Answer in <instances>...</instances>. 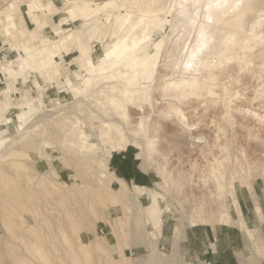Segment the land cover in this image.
I'll use <instances>...</instances> for the list:
<instances>
[{
	"label": "rangeland",
	"instance_id": "obj_1",
	"mask_svg": "<svg viewBox=\"0 0 264 264\" xmlns=\"http://www.w3.org/2000/svg\"><path fill=\"white\" fill-rule=\"evenodd\" d=\"M108 1L0 0V99L10 88L14 104L0 127V264H154L161 257L162 264H191L185 240L213 239L215 228L223 227L218 223L242 233L240 264H260L264 0H121L102 9ZM80 5L91 18L69 19V10ZM120 11L133 21L144 16L152 39L114 59L118 67L109 61L92 69L72 43L58 58L63 77L2 72L12 61L16 66L26 46H39L41 35L55 41L65 32L79 34L83 25L106 36L116 32ZM57 27L64 32L55 36ZM104 38L88 44L95 57ZM155 42H161V56L147 80L127 58L144 55ZM123 80L149 97L121 101L112 86ZM27 96L32 111L24 115L18 105ZM142 116H149L140 136L147 172L134 160L141 150L133 141L113 153L119 158L116 167L110 158V172L143 178L127 181L130 199L108 204L105 197L120 198L119 184L105 183L97 196L95 166L76 177L72 162L81 154L66 129L85 131L100 156V148L109 150L116 133ZM62 117L68 126L55 133L52 123ZM134 186L153 188L136 192ZM177 233L184 234L179 248Z\"/></svg>",
	"mask_w": 264,
	"mask_h": 264
},
{
	"label": "bare ground",
	"instance_id": "obj_2",
	"mask_svg": "<svg viewBox=\"0 0 264 264\" xmlns=\"http://www.w3.org/2000/svg\"><path fill=\"white\" fill-rule=\"evenodd\" d=\"M119 1L121 0H112L105 2L101 4V8L102 9L111 8L114 5H117ZM101 8H99V10H101ZM121 11L118 12L116 19L118 20L116 24L117 27L116 32L113 31L109 33L108 36H106V34L104 35L103 33L104 30H101L97 26H94L92 28H88V27L86 28L83 25V27L80 28L81 30L79 34L75 35L73 33L68 34V32H65L67 33L65 38H59L55 41H53L48 36L41 35L39 36V42H40L39 46L37 45L32 47L26 46L25 53L22 56V58L18 59V61L16 62L17 63L16 66L13 67L15 62L12 61L13 65L2 67L1 68L2 72L8 74L9 76L14 75L16 73L20 77H24V74L27 71L31 73H37L40 76L44 72L46 74H49L50 79H55L56 77H63L61 67L58 66V58L60 54L63 53L62 52L63 50L64 51L68 50V46L72 43H77V50L81 54V60L87 61V64L90 65L92 69H97L100 65H102L103 63H107L109 61L112 62L114 66L118 67L119 62L118 60L114 62L113 61L114 59H118L120 56H122L124 51L141 47L143 44H145V42L152 39L150 23L144 16L138 21H133L132 15L130 13L128 12L122 13ZM68 13L69 14L67 16H69V19L74 17H81L83 18L84 22L86 20H89L91 18L90 16L93 14V12L87 9L84 5H80L78 7H72ZM158 26L159 24L155 25L154 29H157ZM54 32H55L54 35L58 36L61 35L64 31L60 27H57V29H55ZM5 35L8 36L6 32ZM100 36L105 37L104 41L102 42V52L98 57H95L93 55L92 48H90L88 44L91 42V40L100 38ZM161 50H162L161 42H155L153 48L149 52L145 53L144 55H138L136 53L130 52L127 60L130 61L131 68L140 69L142 71V75H144L143 77L149 80L153 78L154 74L157 71L159 59L161 56ZM119 82H122L123 86L115 85L112 86V88L114 92H118L121 101L136 103L146 100L149 97V95L143 91V88L130 87L128 84L130 80L129 81L123 80ZM62 86H66V83L63 82ZM72 90L73 92H76L78 94L80 89L73 88ZM9 94H10V88L6 90L4 94H2L1 96L2 98L0 99V127L3 126L8 121L6 119V112L14 106V104L12 103V98ZM18 109H21L24 115L29 114L30 111H32V102L29 100L28 96L24 98L23 103H20L18 105ZM48 112L51 111L50 110L45 111V113ZM123 114L126 115L125 112ZM33 118L34 117H31L28 121H33L34 120ZM66 120H67L66 117L65 118L62 117L55 120L52 123L55 133L63 130L65 131L66 126H68V121ZM148 122H149V116H142L137 125H131V126L129 125L127 130H125V128L122 126L124 131H118L116 135L110 140L108 146L109 150H105V147L101 146L102 148H100L101 149L100 156L99 155L95 156L94 153L92 152L94 148V144L92 140L88 138L85 131H73L71 128L69 129L70 133H68V129H66L67 131L65 135L69 137L70 143L72 142L73 146H76L72 149L75 150V148H77L76 149L77 152L81 154V158L79 159L76 158L72 162L76 177L81 178L84 172L90 171L92 169L91 167L95 166L96 169L95 175L97 178V184L95 185L96 191L95 190L94 191L97 193V196L98 195L101 196V194L103 193L105 183L109 182V184H111L112 182V178L108 169L109 159L111 155L114 152L123 151L129 145V143L133 141V145L136 146L137 149L141 150V153L138 155L139 157H141L143 148L145 146V142L140 136L147 132ZM102 136H104V134ZM126 189H127L126 186L121 188V194L118 200L115 198H106V197L104 199L108 204H116L119 201H126L130 199V196L128 195ZM135 190L136 192H140L141 188L136 187ZM134 198H139V197L135 196ZM183 239H184L183 233L180 234L177 233L175 235L174 241L176 243L177 248H179ZM33 254L36 255V253ZM163 260L164 259L161 257L157 261H155L154 264H162Z\"/></svg>",
	"mask_w": 264,
	"mask_h": 264
},
{
	"label": "crops",
	"instance_id": "obj_3",
	"mask_svg": "<svg viewBox=\"0 0 264 264\" xmlns=\"http://www.w3.org/2000/svg\"><path fill=\"white\" fill-rule=\"evenodd\" d=\"M66 83V82H65ZM136 148V147H135ZM124 149L123 151H126ZM121 152V151H117ZM115 153V152H114ZM141 152H137L136 156L134 157V160H140L141 164L140 167L144 172H147V160L148 159H142L143 157H139L138 155ZM112 156V155H111ZM143 156V153H142ZM111 159V164L113 167L117 166V158H119L117 155H114ZM110 164V159H109ZM108 164V168H109ZM117 175L115 176L112 172L109 173L112 178V183H117L120 186V189L124 186L128 187L126 184L127 181H134V182H141L138 181L137 178H143L142 175L138 174L134 176H130L128 174H125L123 172V169L117 170ZM143 171L140 170L141 174L146 175ZM159 176V175H158ZM160 177V176H159ZM134 179V180H132ZM158 183H156L157 185ZM141 188V189H152L153 187H142V186H134V188ZM219 225L223 226L220 229L215 228L214 230V237L213 239L210 238H202L198 237L196 235H193V237L188 238L185 240V248L188 251V256L191 259V264H240V258H238L237 254L239 251L238 249L245 245V239L240 232V230L235 231L231 230L232 227H227L222 225L221 223H218ZM227 228V229H224ZM163 228V226H162ZM162 234V232H161ZM258 263L264 264V257L261 259H257Z\"/></svg>",
	"mask_w": 264,
	"mask_h": 264
}]
</instances>
